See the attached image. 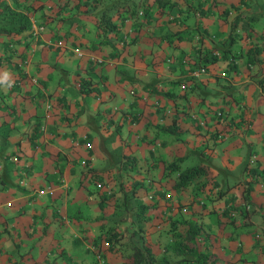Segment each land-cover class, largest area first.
Listing matches in <instances>:
<instances>
[{"label":"crops","instance_id":"0c3cea01","mask_svg":"<svg viewBox=\"0 0 264 264\" xmlns=\"http://www.w3.org/2000/svg\"><path fill=\"white\" fill-rule=\"evenodd\" d=\"M110 1L0 0V76L10 74L0 84V264H69L56 258L68 253L66 228L83 247L110 225L122 230L115 180L136 188L157 159L211 149L227 128L222 104L232 128L264 122V0ZM103 12L116 33L96 25ZM236 134L264 166V126ZM156 209L149 224L166 210ZM50 223L61 229L51 249L40 237Z\"/></svg>","mask_w":264,"mask_h":264},{"label":"rangeland","instance_id":"374dc122","mask_svg":"<svg viewBox=\"0 0 264 264\" xmlns=\"http://www.w3.org/2000/svg\"><path fill=\"white\" fill-rule=\"evenodd\" d=\"M263 21L262 17L260 22ZM41 22L45 24L47 20L42 19ZM256 73L260 75V83L263 82L264 56L256 66ZM258 104L264 105V101ZM250 110L254 111V106H250ZM218 112L219 117L224 115L227 123V128L220 127L221 132L214 131L221 133V136L217 135L216 143L220 142L222 146L215 143L211 149L204 150V147L192 149L187 144L182 152L176 151L182 153L181 167L199 165L202 170L200 174L185 185L174 187L172 184L176 172H168V163L176 158L175 154L171 159H157L153 173L148 177L144 173V179L136 188L131 182H121L118 179L116 181L114 177L115 183L111 191L114 201L110 204V210L116 215L114 220L122 218L123 223L126 222L123 229L118 231L119 237L114 240L113 245H107L96 243L100 234L87 236L84 243L90 245L83 247L78 245V238L71 235V228H66L63 231V246L68 253L62 256V253L58 252L57 260L61 261L62 258L69 264H133L130 256L133 246L141 250L149 246L152 251V245H155L152 254H156V261L163 253L169 262L190 261L191 264H198L194 256L181 257L174 254L170 248L174 231L183 230L185 224L182 222L186 221L199 229L195 236L197 250H213L212 252L217 254L214 264H264V166L254 156V146L251 142L236 134V129L243 134L247 128L252 130L253 125L264 126V122L250 125L249 122L243 121L232 128L228 116L234 112L233 107L222 104ZM232 135H235L233 137H236L237 141L228 145ZM222 137H228L225 146L221 142ZM213 147H216L215 151ZM110 163L113 166L112 161H109ZM113 163L118 166L115 160ZM146 169L143 160L139 170ZM113 170L115 171V168ZM19 173L21 174L15 172ZM18 183L21 184L20 179ZM139 201L152 204V209L157 210V207L164 206L166 210L161 215H155L153 222L149 224L148 211L140 218L135 216ZM27 210L31 211L29 205ZM205 224L211 226L210 231H205ZM52 225L53 223L49 224V230L45 228V232H40L43 241L46 236L53 240L48 245L49 249L57 246L61 236V229ZM205 236L209 238L208 242L201 241ZM74 245L81 248L76 252L77 255L74 254ZM46 248L48 247H44ZM24 259L30 263V256Z\"/></svg>","mask_w":264,"mask_h":264},{"label":"trees","instance_id":"16d2710c","mask_svg":"<svg viewBox=\"0 0 264 264\" xmlns=\"http://www.w3.org/2000/svg\"><path fill=\"white\" fill-rule=\"evenodd\" d=\"M121 1L122 0H111L110 3L112 5L113 4L115 5L116 2H121ZM112 5H107L106 8H110ZM114 5L112 6L113 9H114ZM109 18L110 16H108V14L103 12L99 17L98 22H96V25L102 30L116 33L117 26L115 23L111 22ZM247 19L248 21L255 20L257 19V16L255 14H249L247 16ZM22 26H24V23ZM0 31H7V30L5 29L4 26L0 25ZM196 35L198 37V31H196ZM206 60H208V58L204 57L200 61L203 62ZM201 64L202 66H204L203 63ZM166 127L170 128V124L167 125ZM9 155L11 157L10 158L11 160L15 159V156H12L11 154ZM3 157L7 158L8 154L6 153L3 154ZM182 159L183 158L181 156H178L175 159H172L168 163V168H169L168 172L169 173L176 172V176L174 177V181L172 184L174 187H180L181 185H185L186 183L191 181L197 174H200L202 172L201 167L199 165H195V166L188 165L181 167L180 162ZM138 203L139 204L137 206V210L135 211L136 218H140L141 216L145 215L144 213H146L147 211L151 210L154 207L152 204H144L140 201ZM182 223L185 224V228L183 230L174 231L175 235L170 243V248L172 252L176 255H180L181 257L185 255H192L194 256V259L198 264H214L217 257V254L215 252H205V251L197 250V248L195 247V236L199 230L197 226H194L193 224H190L189 222L186 221H183ZM0 231H2V229ZM118 231L119 229L116 225H110L109 227L106 228L105 231H103L100 234V237L98 238L103 239V241L107 245H113L114 240L120 235L118 234ZM130 256L133 264H191L190 261L187 263L169 262L163 253L160 255L159 260L156 261L155 256L152 254V251L149 246H145L143 250H141L137 246H133Z\"/></svg>","mask_w":264,"mask_h":264},{"label":"clouds","instance_id":"9594fccd","mask_svg":"<svg viewBox=\"0 0 264 264\" xmlns=\"http://www.w3.org/2000/svg\"><path fill=\"white\" fill-rule=\"evenodd\" d=\"M0 84H8L10 86V74L8 72H4L2 76H0Z\"/></svg>","mask_w":264,"mask_h":264},{"label":"built area","instance_id":"2783aa9c","mask_svg":"<svg viewBox=\"0 0 264 264\" xmlns=\"http://www.w3.org/2000/svg\"><path fill=\"white\" fill-rule=\"evenodd\" d=\"M76 54L79 56L81 53L80 52H76ZM20 181L23 183V181L21 179H20ZM100 264H102V263H100Z\"/></svg>","mask_w":264,"mask_h":264}]
</instances>
